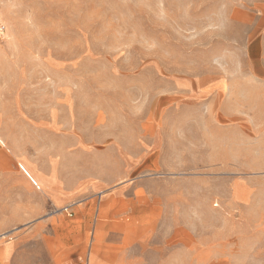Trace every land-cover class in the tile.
I'll return each instance as SVG.
<instances>
[{
  "label": "rangeland",
  "instance_id": "1",
  "mask_svg": "<svg viewBox=\"0 0 264 264\" xmlns=\"http://www.w3.org/2000/svg\"><path fill=\"white\" fill-rule=\"evenodd\" d=\"M259 3L0 0V264H264ZM147 196L150 253L67 234Z\"/></svg>",
  "mask_w": 264,
  "mask_h": 264
},
{
  "label": "crops",
  "instance_id": "2",
  "mask_svg": "<svg viewBox=\"0 0 264 264\" xmlns=\"http://www.w3.org/2000/svg\"><path fill=\"white\" fill-rule=\"evenodd\" d=\"M261 1V5L259 3V12L261 16H264V0H257ZM258 5V4H257ZM251 30L253 32H264V25H254L250 26ZM254 39V38H253ZM251 39V45H256L255 42ZM260 45L264 44V37H260ZM258 48L256 46H253L251 48V55L248 57V63L251 66L250 73L248 75H245L244 77V88L246 91H252V90H258L261 97H264V60L257 56L255 53ZM262 50L261 46L259 48ZM230 77V76H229ZM230 82V78H227ZM225 79H219L214 78L211 80V84L208 85V87L213 91H221L225 88L226 83ZM207 85V84H206ZM254 88V89H252ZM245 94V93H244ZM248 95H252V92H248ZM263 103V100L261 104ZM263 105V104H262ZM245 112V121L244 126L251 128V120L252 115L249 114V116H246ZM264 119V116L260 117L261 119ZM249 123V124H248ZM138 187V186H137ZM136 187V188H137ZM139 188V187H138ZM139 190H137L136 193H138ZM133 207L135 209V213L133 212L132 216H106L96 219V222H94L92 219H78V222H64L65 225L68 226L67 228V234L68 235H79L81 231H90L91 228H79L81 225H89L95 224V233L98 231L99 234L103 235L105 240H107L110 248H116V250L123 251L125 246L130 244L132 245H139L142 246L144 243H147V251L150 253V251L155 250V244H150L151 241L155 238L156 233V224H157V217H156V208H155V199L150 198L147 196L146 200L139 198L134 199ZM139 208V209H138ZM118 214V213H117ZM54 217H48L44 220H42L40 223L44 224H50L53 223ZM80 221V222H79ZM111 236H115V243L113 242V239ZM124 248V249H123ZM104 253H106L104 251ZM100 254L101 256H108V254ZM113 255H116L118 257L123 256V253L113 252ZM111 257V256H109Z\"/></svg>",
  "mask_w": 264,
  "mask_h": 264
},
{
  "label": "built area",
  "instance_id": "3",
  "mask_svg": "<svg viewBox=\"0 0 264 264\" xmlns=\"http://www.w3.org/2000/svg\"><path fill=\"white\" fill-rule=\"evenodd\" d=\"M7 37H8L7 29L5 25L3 24L1 17H0V43L6 41ZM68 215L72 216V213H68Z\"/></svg>",
  "mask_w": 264,
  "mask_h": 264
}]
</instances>
